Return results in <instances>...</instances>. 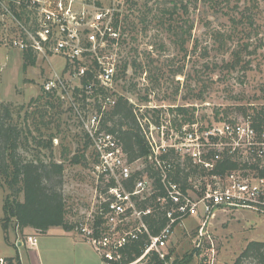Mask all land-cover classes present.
<instances>
[{"label": "rangeland", "instance_id": "obj_1", "mask_svg": "<svg viewBox=\"0 0 264 264\" xmlns=\"http://www.w3.org/2000/svg\"><path fill=\"white\" fill-rule=\"evenodd\" d=\"M132 1L135 5L124 13L123 40L114 51L116 90L135 104L140 117L174 124L180 115L175 108L185 107L180 121L209 124L252 120L264 107V0ZM10 31L8 24L0 26V110L10 106L14 123L23 130L20 152L25 159L64 163L66 218L78 227L97 206L107 181L96 170V154L73 110L43 92L54 68L62 69V60L54 58L51 64L33 55L35 64H26L24 53L10 45ZM147 107L161 112L146 113ZM50 136L49 149L44 146ZM74 157L81 164L73 165ZM145 167L142 161L133 171ZM262 169H254L252 177L264 189ZM7 182L0 170V257L5 264L9 259L14 264H106L74 227L21 234L10 221L6 241ZM203 221H180L168 242L167 264H233L250 242H264L262 211H216L201 232ZM31 236L37 237V249L28 247Z\"/></svg>", "mask_w": 264, "mask_h": 264}, {"label": "built area", "instance_id": "obj_2", "mask_svg": "<svg viewBox=\"0 0 264 264\" xmlns=\"http://www.w3.org/2000/svg\"><path fill=\"white\" fill-rule=\"evenodd\" d=\"M128 7L129 0H0V26L8 24L12 48L51 64L54 58L63 62L43 92L73 110L96 154V170L108 185L77 231L106 264H123L127 246L143 236L148 238L144 252L131 264L153 256L167 264L168 242L181 220L204 219L203 232L216 211L264 212V189L252 177L254 169L264 168V127L256 128L250 118L205 124L180 121V114L174 124H164L139 116L150 160L161 172L164 196L156 203L168 219L161 233L152 236L144 217L153 214L154 207L142 204L153 197L154 181L144 172L146 167L133 171L142 160L130 163L119 139L103 124L119 97L114 51L123 40ZM225 160L237 167L215 173ZM177 165L189 174L186 188L174 179ZM37 243V237H29L30 247ZM0 264H5L3 258Z\"/></svg>", "mask_w": 264, "mask_h": 264}, {"label": "trees", "instance_id": "obj_3", "mask_svg": "<svg viewBox=\"0 0 264 264\" xmlns=\"http://www.w3.org/2000/svg\"><path fill=\"white\" fill-rule=\"evenodd\" d=\"M134 5L135 3L129 0V9ZM246 17L250 19L251 16L248 14ZM24 60L26 64L27 62L35 64V58L30 52L24 53ZM126 71L127 66L125 65L122 69L123 75ZM147 110L146 113L161 112L157 108L151 110L147 107ZM139 111L129 99L119 96L114 107L106 114L103 124L119 139L130 163L142 160L146 164L144 172L153 179L155 193L148 202L142 204V207L148 205L154 207V213L145 216L144 221L148 225L151 235L157 236L168 223L165 212L156 203L158 197L164 196V189L161 183V172L154 168L150 160V147L139 122ZM175 111L185 114L188 110L185 107H177ZM252 121L256 128L264 127V107L254 114ZM159 122L160 119H157L156 123ZM22 134L23 130L14 123L13 111L10 106H4L0 110V170L6 176L10 190L3 208L5 217L2 220L6 241L8 240L7 223L10 221H14L21 234H24V230L29 228L40 232V234H46L51 228L56 227L67 232H70L73 227L77 229L76 225L69 224L66 218L64 163L56 162L53 158L48 162L39 157L32 160L25 159L20 152ZM53 139L54 136H50L44 147L50 149ZM71 163L73 165L81 164L77 157H74ZM179 167L177 165V174L174 179L182 181L183 187L186 188L189 174H183ZM236 167V162L225 160L215 173H223ZM259 175L264 178V169L260 170ZM109 185H113V183ZM106 190L105 187L102 193H105ZM147 241L148 238L143 236L138 242L128 245L124 251L122 263L131 264L141 257ZM7 264H14V260L9 259ZM148 264H164V262L153 256ZM233 264H264V242H250Z\"/></svg>", "mask_w": 264, "mask_h": 264}, {"label": "crops", "instance_id": "obj_4", "mask_svg": "<svg viewBox=\"0 0 264 264\" xmlns=\"http://www.w3.org/2000/svg\"><path fill=\"white\" fill-rule=\"evenodd\" d=\"M28 230H31L30 228L29 229H26L25 231H28ZM21 242L19 243V245L18 246H21ZM28 247H30L29 245H28ZM30 249H37V245L35 246V247H30ZM1 258V257H0ZM22 263V262H21ZM23 264V263H22Z\"/></svg>", "mask_w": 264, "mask_h": 264}]
</instances>
